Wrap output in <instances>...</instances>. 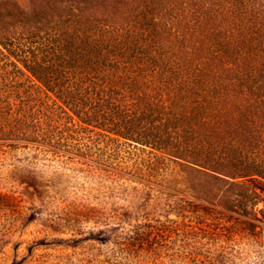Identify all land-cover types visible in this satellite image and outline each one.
Wrapping results in <instances>:
<instances>
[{
    "label": "rangeland",
    "instance_id": "1",
    "mask_svg": "<svg viewBox=\"0 0 264 264\" xmlns=\"http://www.w3.org/2000/svg\"><path fill=\"white\" fill-rule=\"evenodd\" d=\"M75 47L76 74L122 75L115 88L133 110L197 124L203 139L212 127L192 122L188 105L264 83V0H0V104L23 100V113L46 115H36L45 135L68 137L0 141V264H264V179L240 174L251 163L227 158L228 143L183 160L89 133L71 111L74 137L69 120L55 122L50 106L62 103L28 88L41 84L21 59ZM184 87L205 98L185 104Z\"/></svg>",
    "mask_w": 264,
    "mask_h": 264
},
{
    "label": "trees",
    "instance_id": "2",
    "mask_svg": "<svg viewBox=\"0 0 264 264\" xmlns=\"http://www.w3.org/2000/svg\"><path fill=\"white\" fill-rule=\"evenodd\" d=\"M123 36L118 31L116 39ZM97 39L102 41L99 35ZM110 41L108 40L106 43H110ZM116 44H121V42L118 41ZM78 50L79 47L67 48L61 54L55 55V59L53 54L47 57L46 53L44 59L39 57V53L33 55V57L26 56L21 59L24 68L36 77L42 85L31 84L28 88L37 93L42 92L45 88L47 91L54 93L62 103V105H58L53 101L50 108L55 110L51 115H55V122L64 119L69 120L66 127L71 125L72 128L65 129L70 132L73 128L76 130L71 132L70 137H74L73 134L78 133L74 119L69 114L71 111L83 124L92 128L85 129L89 133H95L104 139H115L117 142L123 140L125 144L135 148L141 145L140 148L144 150L150 148L152 152L159 151L178 159L192 158L191 160L194 161L195 157L208 158L210 153H213V144L228 143L235 151L231 153L232 149L225 147L227 158L232 154L237 156L240 161L251 163L250 167L246 169L247 171L244 172L243 170L240 174L246 173L264 177V83L255 82V85H246L241 94L240 92L239 94H229L223 90L218 91L219 96L212 97V101L204 102L205 106L203 104L202 107L188 105L191 114L190 120L193 119L192 122H198L199 118L203 125L212 127V134H208L207 137L201 139L197 135V129L199 128L197 124L183 123V125L177 127V123L169 124V119L161 118L162 121L159 122L148 121L143 115L144 111L133 110L132 105L136 103L131 102L136 99H131V101L126 97L123 99L120 92L115 88L116 84L124 81L122 75L105 72L104 69L101 70L105 73H102L100 69H96L94 73L82 70L76 74L74 69L77 66L75 63H78L76 58L80 57L78 60L83 59L82 53H79ZM119 50L118 52L111 48L108 49L113 56H119L124 48ZM15 52L10 51V55L15 54L14 56L18 58L19 55H16ZM72 52H74L75 57L71 56ZM23 53L24 51H20V54ZM11 64L18 75L25 76V72L17 63ZM112 65L117 64L113 63ZM81 67L83 69L84 65ZM43 73L45 74L44 77L38 75ZM54 73H61V77L55 76ZM113 82L115 86L112 85ZM130 82H136V79H131ZM188 88L184 87V90H180L186 91V95L181 97V99L186 98L187 102L185 104L190 102L188 101L189 94L205 98L202 92L198 94V91ZM214 99H217L218 103L212 107ZM233 99H237L240 103H246L247 107L240 105L244 111H241L235 105ZM20 101L21 104H18L14 111L13 106H16L15 104L13 105L10 102L6 105L0 104V141L26 140L39 142L40 140L56 147H62L66 144L64 141L68 140V137H48L45 135L43 123L40 122V118L36 117L37 114H44L40 110H34L31 107L28 110L30 113H23L27 111L26 103L23 100ZM229 109V112L233 115V120H221V115ZM199 111H202L201 116ZM237 112L238 118L235 119ZM10 116L14 117L9 119ZM49 121L52 120L49 119ZM96 130L101 131V133H96ZM112 136H114L113 139ZM77 140L79 141V139ZM263 177L260 178L264 179Z\"/></svg>",
    "mask_w": 264,
    "mask_h": 264
}]
</instances>
